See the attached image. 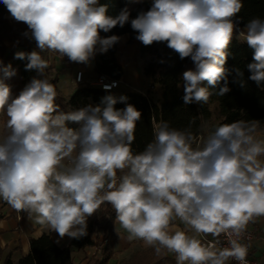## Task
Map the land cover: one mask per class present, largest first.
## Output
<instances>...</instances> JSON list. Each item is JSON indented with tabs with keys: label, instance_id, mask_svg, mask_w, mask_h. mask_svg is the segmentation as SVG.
<instances>
[{
	"label": "clouds",
	"instance_id": "obj_1",
	"mask_svg": "<svg viewBox=\"0 0 264 264\" xmlns=\"http://www.w3.org/2000/svg\"><path fill=\"white\" fill-rule=\"evenodd\" d=\"M0 4L12 19L27 25L23 35L36 41L38 51L17 52L15 58L27 59L26 70H36L40 77H33L15 98L0 80V114L7 118L6 135L0 137V200L60 238L74 239L88 235V218L107 203L127 240H142L157 256L166 249L176 264H249V246L240 241L249 223L264 218L260 121L221 123L202 138L192 130L197 117L178 129L153 116L152 141L134 152L142 113L132 104L116 109L118 100L111 95L103 98V107L61 111L56 86L45 76L49 62L41 55L49 52L87 64L97 45L106 53L120 42L121 37L102 38L99 31L124 27L129 8L113 17L99 0ZM242 9L243 0H152L151 8L130 23L143 45L167 42L181 59L191 58L194 68L182 74L183 102L207 104L212 92L202 86L205 81L211 87L225 81L217 95L230 91L225 63ZM238 39L253 50L249 79L264 87V19H251ZM0 73L16 75L2 61ZM115 86L103 85L105 90ZM222 234L227 246L221 244ZM208 236L212 240L201 239Z\"/></svg>",
	"mask_w": 264,
	"mask_h": 264
},
{
	"label": "trees",
	"instance_id": "obj_2",
	"mask_svg": "<svg viewBox=\"0 0 264 264\" xmlns=\"http://www.w3.org/2000/svg\"><path fill=\"white\" fill-rule=\"evenodd\" d=\"M100 4H107V15L115 17L119 12L128 7L130 10L129 22L120 27L117 25L109 32L99 31L104 38L111 35L121 36L129 34L134 40L138 35L131 28V19L136 18L140 11H148L151 8L152 0H143L141 3H129V0H99ZM259 17L264 19V0H243V9L235 18L236 28L231 44L227 50L228 57L225 63L227 69L226 81L229 92L220 96L217 95L220 89L225 86V81H220L215 87L207 85L205 81L202 86L208 87L212 96L207 104L192 103L185 105L183 102L182 74L188 67L194 65L191 58L181 59L179 54L167 46V42H154L145 46L139 41V55L145 58L143 74L149 80V86L142 94L136 91H127L123 96L127 101L118 102L116 109H123L127 104H132L142 113L141 120L137 124L135 140L132 144L134 152L142 151L146 144L153 139V121H168L171 127L183 129L188 126L192 117H197L196 123L192 126L194 133L206 138L208 134L221 123L233 121L258 120L260 126L264 125V87L258 86L249 79L251 73L247 65L252 62L253 50L249 48L246 41L238 39L240 30L246 28L248 22ZM3 4H0V61L4 66L11 65L16 75L5 77L0 73V80L11 87L12 97L15 98L32 80L33 77L40 78L36 70H26L27 59H17V52L30 53L38 49L27 44H22L17 37V29ZM20 42V43H19ZM7 43H14V48L9 49ZM47 60V52L41 54ZM95 70L98 74H104L111 79L117 80L122 76V68L116 61L115 48L109 49L106 53H99L94 58ZM237 69L243 73L237 75ZM45 76L56 86V103L61 111H71L73 108H80L87 105L103 107V98L114 96L113 92L104 91L94 86H83L66 97L58 88V78L52 75L50 68L45 70ZM243 83V87L241 86ZM158 89L160 98L155 100L152 91ZM115 97V96H114ZM215 107V110H214ZM2 122V135H6V116L0 114ZM69 127L78 128L79 125L67 122ZM203 124V128L201 125ZM101 214L97 221L92 220L87 227L88 235L80 239H72L67 247H58L48 235L30 242V253L22 257L18 262L10 260L6 264H71V250L82 249L92 245L91 227L96 224L105 234V244L101 248L100 258L93 260L91 264H105L113 254V246L117 234L114 230L115 212L107 203L101 205L96 216Z\"/></svg>",
	"mask_w": 264,
	"mask_h": 264
},
{
	"label": "crops",
	"instance_id": "obj_3",
	"mask_svg": "<svg viewBox=\"0 0 264 264\" xmlns=\"http://www.w3.org/2000/svg\"><path fill=\"white\" fill-rule=\"evenodd\" d=\"M243 31H246V28L240 30V32ZM120 37V42L110 48H115L116 61L122 68V76L117 79L119 83L113 91L114 96L119 98L127 91L145 94L149 80L143 74L145 58L139 55V41L137 39L131 40L129 34H123ZM11 44L14 48V43ZM99 47L97 45L95 55L87 64L72 62L67 56L60 58L58 54L47 52L49 68L52 75L58 78V88L64 96H71L75 90L83 86L95 87L98 73L95 70L94 58L101 53ZM191 68H194V65L188 67V69ZM80 71L82 72V82L77 83L76 74ZM151 94L155 100H158L161 95L158 89H154ZM260 131L262 138H264V125L260 126ZM0 137H3L1 119ZM100 218L101 214L97 216L94 214L89 217L87 227L92 220L97 221ZM174 224L176 227L184 228V225L179 221H175ZM248 227L253 228L259 235L258 239L250 245V258L256 264H264V218L255 223H249ZM115 228L119 229V236L117 235L113 246V254L105 264H176L174 254L168 253L166 249H162L161 254L157 256L153 248L144 246L142 240L128 241V234L120 229L119 224H115L114 221V230ZM91 230L93 244L82 249L73 248L71 250V264H91L93 260L100 258V249L105 244V234L96 224L91 227ZM44 235H48L58 247L69 246L73 239L68 236L60 238L55 231L34 224L29 220L27 213H17L6 202L0 200V264H6L8 260L13 263L18 262L30 253L31 240Z\"/></svg>",
	"mask_w": 264,
	"mask_h": 264
},
{
	"label": "built area",
	"instance_id": "obj_4",
	"mask_svg": "<svg viewBox=\"0 0 264 264\" xmlns=\"http://www.w3.org/2000/svg\"><path fill=\"white\" fill-rule=\"evenodd\" d=\"M22 41L24 42V44L30 45L32 47L36 46V41L31 38V35L29 34L28 36H25L22 34L21 36ZM80 76V79H77V77ZM76 82L77 83H81L82 82V72H77L76 74ZM113 82H116V86L112 87L110 90H105L103 85L107 84V85H111L113 84ZM118 80L115 79H111L108 76L104 75V74H98L97 75V79L95 80V87L100 88L101 90L104 91H110L113 92L117 86H118ZM259 235L257 234V232L253 229L247 226V229L245 231V233L243 234L242 238H241V243L247 244L249 246L248 248V256H247V260L249 261V264H256L251 258H250V245L256 240L258 239ZM202 240H212V237L210 238H202ZM221 240V244L223 246H227V238L222 234L220 237ZM101 250V249H100ZM229 264H236L235 261H230Z\"/></svg>",
	"mask_w": 264,
	"mask_h": 264
},
{
	"label": "rangeland",
	"instance_id": "obj_5",
	"mask_svg": "<svg viewBox=\"0 0 264 264\" xmlns=\"http://www.w3.org/2000/svg\"><path fill=\"white\" fill-rule=\"evenodd\" d=\"M13 25L16 27V29H17V37H18V40L22 43V44H24V42L22 41V38H21V36H22V34L24 33V32H26V31H28V29H27V25L26 24H24V23H22V22H16L15 20L13 21ZM19 42V43H20ZM7 45H8V47H9V49H12V44L11 43H7Z\"/></svg>",
	"mask_w": 264,
	"mask_h": 264
}]
</instances>
